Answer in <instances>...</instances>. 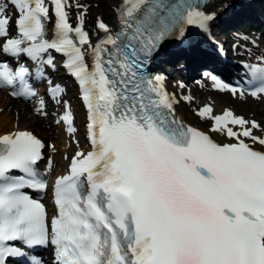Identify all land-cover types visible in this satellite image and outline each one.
<instances>
[{
    "label": "snow or ice",
    "instance_id": "obj_1",
    "mask_svg": "<svg viewBox=\"0 0 264 264\" xmlns=\"http://www.w3.org/2000/svg\"><path fill=\"white\" fill-rule=\"evenodd\" d=\"M122 2L125 31L93 48L89 70L81 47L90 44L88 33L82 19L76 28L69 23L66 0H49L51 15L45 0H11L19 37L0 51L37 60L54 49L68 57L65 67L78 79L88 109L93 150L77 152L68 174L56 178L57 214L49 228L44 205L23 191L48 187L34 169L44 144L26 131L0 137V264L25 255L13 246L17 241L54 246L55 264H264V150L241 139L264 148V138L252 131L260 126L230 110L213 117L205 106L199 115L213 119L211 130L237 141L218 144L175 117L161 77L138 75V64L179 25L206 29L213 17L194 0ZM5 9L0 4V37L8 35ZM53 17L49 41L45 22ZM98 27L108 32L104 23ZM27 72L0 63V87L19 81L14 96L34 95ZM253 73L264 84V68ZM62 119L75 132L71 114Z\"/></svg>",
    "mask_w": 264,
    "mask_h": 264
},
{
    "label": "bare ground",
    "instance_id": "obj_2",
    "mask_svg": "<svg viewBox=\"0 0 264 264\" xmlns=\"http://www.w3.org/2000/svg\"><path fill=\"white\" fill-rule=\"evenodd\" d=\"M231 0H229L230 2ZM264 1V0H263ZM122 0H106L105 7L100 8L95 13H84V12H78L76 14H72L73 21L76 20H83L84 25L93 33L94 31V22L96 19H103V20H110V18L113 17V15L118 14V10L120 8ZM227 3L228 0H216L213 3H211L208 7V10L211 12L218 11L219 7H221L223 4ZM235 2L232 6L234 7L233 11L231 12V15L226 19H219L218 23L212 24V34L216 38V43H219L220 49H226V41L222 40L221 36V29L224 27L231 25V24H237L240 20L244 18H251L253 16V13L257 11V7L261 4L253 3L252 5L249 4H243V7H237L235 8ZM260 24L264 23V17H257L255 18ZM239 49L231 50L227 46L229 54H233L235 56L239 55L240 53L245 55L247 53L246 49L241 48V44H246L249 49L251 56H259V58H263V50L255 47L252 45V43H248L246 40H237L236 41ZM211 44V43H210ZM246 48V47H245ZM225 51V50H222ZM227 52V51H225ZM227 52V53H228ZM249 56V55H248ZM164 59H171L172 64L175 66L176 69L180 70V72L187 77H190L191 75H194L196 73L197 68L201 66H207L213 65V64H219L222 67H226L225 62H219L215 59L213 54H210L208 52H198L194 47L190 49L183 50L179 54L175 55H166ZM164 65H167L168 62L164 61ZM192 91L190 95L196 96V101L199 102V108L209 106L212 109L211 115L214 116L215 113H220L225 110H230L235 116L237 117H243L247 121L255 120L257 121V124L260 126L259 128L252 129L253 135L257 137L264 138V111L260 110L258 101L259 98H251L248 96H242V95H231L228 92H221L218 90H215L213 88V84L210 82V80L207 77L201 78L200 85L197 84H190ZM173 93L175 97L178 96V90L181 91V89L177 86L173 87ZM187 94V93H185ZM209 94H213L210 96ZM180 97V96H179ZM195 100V99H194ZM182 106V105H181ZM56 106H53L55 109ZM34 106L25 104L24 102H21L19 100L12 99L6 89L0 88V136H3L5 134H11L16 129H22L27 128L30 130H33L36 134H38L39 137L44 139V142L46 144H49L50 142H54V144L58 147L56 152V149L54 146L45 148V154L47 156L52 157L53 159V171L58 170L62 166L66 164L67 158L73 154V152L80 148V142L82 141V135L79 132V127H77V130L71 135L68 136V141H65V128L58 125L56 127L53 126L52 122L46 118H40L36 111L33 109ZM177 113L181 118L193 125L196 128L202 129L205 133L209 134L216 140L220 142H235L234 138H229L225 134H221L220 132H214L210 131L208 129L209 126L205 125L207 121L211 119L201 117L198 115H191L189 113H185L183 111L179 110V107H176ZM80 114V113H78ZM29 115V117H28ZM56 117V116H55ZM58 118V116H57ZM76 123L79 124L81 120V114L80 117L76 116L75 118ZM211 125V123L209 124ZM250 127V125H249ZM237 132L241 131L240 126H235ZM74 138V139H72ZM241 139L244 140V142L248 143L251 146H254L260 150H264L259 144L253 145V142L250 138L241 137ZM51 145H53L51 143Z\"/></svg>",
    "mask_w": 264,
    "mask_h": 264
},
{
    "label": "rangeland",
    "instance_id": "obj_3",
    "mask_svg": "<svg viewBox=\"0 0 264 264\" xmlns=\"http://www.w3.org/2000/svg\"><path fill=\"white\" fill-rule=\"evenodd\" d=\"M106 0H71V8H72V13H78V12H84V13H95L96 11H98L100 8L102 7H105V2ZM254 3H258L260 2L261 4L258 6L260 7V10L259 12L262 14L261 17H264V1L263 0H255L253 1ZM241 24H235L234 27H233V35L231 37V41L228 43L229 45L231 43H235V40L236 39H240V40H246L248 43H252V45L255 43V46L261 50L264 51V33H260L259 35H254V34H243L241 32H239L240 28L239 27ZM245 26H242L243 29ZM262 27H264V23L262 24ZM244 31V30H243ZM257 36V37H256ZM221 38L224 39V36H221ZM237 45V44H236ZM239 48V47H237ZM264 54V52H263ZM200 68H197L196 70V73L194 74L193 78H190L189 79V82H191V84H197L198 86L200 85V78L198 77L199 75V72H200ZM168 69V68H167ZM180 73L175 70L174 68L173 69H169L166 77H167V80H168V83L170 85V87H174V86H177L181 89V99H180V104L177 105V107H179V110L180 111H183L185 113H189L191 115H197V108H198V105H199V102L196 101V96L194 97L193 96V99L190 98V93L193 92L192 91V88L190 87V84L189 85H186V83H184L182 81V79L180 78ZM66 84L68 85V92H67V95L71 98V101L73 103V107H74V111H75V115L76 116H79L80 117V109H79V106L75 100V97L73 95V90H72V86L69 82H66ZM186 94L185 98L183 97L184 95ZM210 96H212L213 94H209ZM195 99V100H194ZM261 101L259 102L258 101V104H259V107H260V110L261 111H264V108H262L261 106ZM182 105V106H181ZM40 116V115H39ZM29 117V115H28ZM40 118H43V119H46L48 118L54 127L58 126L55 117H53V115L50 114V112L48 113L47 112V115L46 116H40ZM209 124V121H207L205 123V125H208ZM78 127L80 128L79 129V132L82 130L81 126H82V123H81V120H80V123L77 124ZM51 141V140H50ZM49 141V144H47V146H54L55 149H56V152L57 151V146L54 144V142H50ZM51 143L53 145H51ZM46 146V147H47Z\"/></svg>",
    "mask_w": 264,
    "mask_h": 264
}]
</instances>
